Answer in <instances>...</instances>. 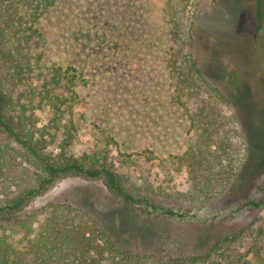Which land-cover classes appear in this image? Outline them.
<instances>
[{
  "label": "rangeland",
  "instance_id": "rangeland-1",
  "mask_svg": "<svg viewBox=\"0 0 264 264\" xmlns=\"http://www.w3.org/2000/svg\"><path fill=\"white\" fill-rule=\"evenodd\" d=\"M166 5L167 0H57L37 28L45 39L44 64L71 67L76 76L70 94L77 127L73 152L105 153L128 185L151 184L160 191L161 205L185 216H147L142 207L112 202L101 180L76 176L58 180L41 202L80 203L109 232H119L122 245L184 255L203 252L249 224L264 232V202L254 206L264 201V0H197L196 8L189 7L191 50L211 84L230 98L223 111L243 142L236 175L211 203L175 199L187 187L181 155L190 122L188 109L173 100L166 62L188 48L172 40ZM232 72L238 77L234 84Z\"/></svg>",
  "mask_w": 264,
  "mask_h": 264
},
{
  "label": "trees",
  "instance_id": "trees-1",
  "mask_svg": "<svg viewBox=\"0 0 264 264\" xmlns=\"http://www.w3.org/2000/svg\"><path fill=\"white\" fill-rule=\"evenodd\" d=\"M56 1L0 0V264H264V232L251 224L217 238L203 252L171 255L158 247L122 245L119 232H109L80 203L41 202L58 180L76 176L101 180L112 202L142 207L147 216H185L161 205L160 191L151 184L128 185L105 153L73 152L77 127L70 94L76 76L71 67L44 64L45 39L37 28ZM193 1L194 6L167 0L165 11L172 40L188 48L166 62L173 100L188 109L190 122L181 155L187 187L175 199L211 203L236 175L243 142L223 111L230 98L211 84L191 50ZM231 78L233 84L238 80L235 72Z\"/></svg>",
  "mask_w": 264,
  "mask_h": 264
}]
</instances>
